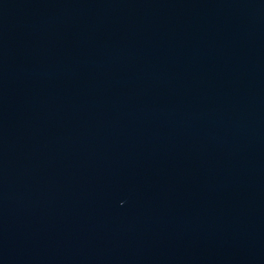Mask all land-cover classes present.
<instances>
[{"label":"water","instance_id":"1","mask_svg":"<svg viewBox=\"0 0 264 264\" xmlns=\"http://www.w3.org/2000/svg\"><path fill=\"white\" fill-rule=\"evenodd\" d=\"M0 264H264V0H0Z\"/></svg>","mask_w":264,"mask_h":264}]
</instances>
